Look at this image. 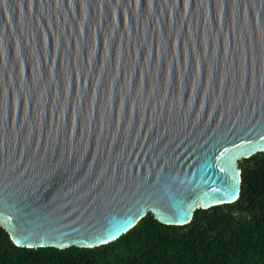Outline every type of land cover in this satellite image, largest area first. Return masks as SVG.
<instances>
[{"label":"water","instance_id":"obj_1","mask_svg":"<svg viewBox=\"0 0 264 264\" xmlns=\"http://www.w3.org/2000/svg\"><path fill=\"white\" fill-rule=\"evenodd\" d=\"M264 151V0H0V225L108 244L235 202Z\"/></svg>","mask_w":264,"mask_h":264},{"label":"trees","instance_id":"obj_2","mask_svg":"<svg viewBox=\"0 0 264 264\" xmlns=\"http://www.w3.org/2000/svg\"><path fill=\"white\" fill-rule=\"evenodd\" d=\"M233 203L199 208L182 226L151 213L108 244L18 247L0 225V264H264V151L241 159Z\"/></svg>","mask_w":264,"mask_h":264}]
</instances>
